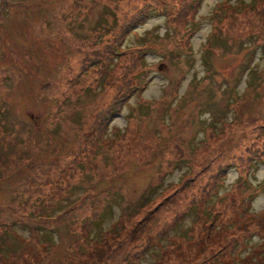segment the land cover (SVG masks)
<instances>
[{"label":"rangeland","instance_id":"rangeland-1","mask_svg":"<svg viewBox=\"0 0 264 264\" xmlns=\"http://www.w3.org/2000/svg\"><path fill=\"white\" fill-rule=\"evenodd\" d=\"M138 1L0 0V264H126L161 242L166 264H264V221L244 211L264 213V9L226 20L232 46L211 53L217 6L251 0H204L192 39L153 13L116 45ZM96 50L113 63L89 67ZM128 77L145 78L112 120L119 140L84 145ZM250 149L257 167H241ZM217 219L235 256L230 237L199 243Z\"/></svg>","mask_w":264,"mask_h":264},{"label":"trees","instance_id":"trees-1","mask_svg":"<svg viewBox=\"0 0 264 264\" xmlns=\"http://www.w3.org/2000/svg\"><path fill=\"white\" fill-rule=\"evenodd\" d=\"M136 1L139 2L138 0H136ZM161 1H162V3L159 2L158 0H152V1L142 0L143 4L141 7V10L139 8L138 13L136 15H133L132 17H129V19H128V17H126L125 22L122 24V26H120L119 34L116 37V45L122 44L123 39L125 37H127L134 28L138 27L140 24H145L148 21V19L151 18L153 13H155L157 15L167 16L169 18V22L172 23L173 25L178 26L184 30L186 28L190 32V37L192 39L193 34L196 32V28L198 26V22H197L198 13H199L198 11L201 8L204 0H171L170 2H168V8L166 11L163 9V7H164L163 0H161ZM263 2H264V0H251L250 2L242 1V2L234 5V4H229L228 1H226V2L218 5L217 8L215 9V11H218V15L213 14V16H212V20L214 21L215 26L209 35V39L205 43L206 48H207L206 50L209 53H211L214 51V49L217 46L223 47L222 44H228V45L232 46L231 42H233V41H232L231 37L233 36V34H228L227 32H224L222 30V27H223L222 24L226 23V20H229L230 18L238 17V15L242 14L243 11H247L248 9L250 11H252V10L257 11V6H259V5H261L262 8L264 9V3ZM113 20H115V17ZM98 37H100V36H98ZM122 37H123V39H122ZM112 46H113V44L110 47L105 48V51H107V50L111 51ZM206 50L205 49L203 50V53L205 56L208 55ZM92 56H94V57L93 58H86L84 60L85 62H89V67H93V66L101 63L100 60H102L103 58H106L109 61L108 63H113V61H114L113 57L109 58V55H108V57H106V55H104L103 50H102V52L100 50L94 51ZM143 59H144L143 55H141V56L133 55L131 59H128V62L129 61L130 62H136V65L134 67V68H136L138 66L139 62L142 61ZM126 70H127V75H128V72H130V69L128 66H126ZM144 78L145 77H143L140 80L138 78H135V79L134 78L132 79L129 77L127 78L126 82H124V84L121 85L120 91L122 92L123 90H125L124 88H126L127 90H130V92L127 91V93H129V94H125V93L122 94L121 92L116 94L112 98L110 104L105 106L104 108H102L96 114V116L93 120V123L91 124V127L89 129L90 132H95V134L92 136V139L90 141H88L87 143H84V145L92 144V145L99 146L101 143H105L107 145L110 143L114 144L115 141L119 140V138L111 140L110 133L112 132V129H113V126H111L112 120L114 117H116L115 114L120 113L121 110L126 106V104H127L126 102L130 100V97H132L134 94H136V91H138V87L137 88L133 87L134 82H137V80H138V82H140V84L144 83ZM101 79H103V78H101ZM139 94L142 95L143 93L139 92ZM256 129H255L254 133H259V134L264 135V124L257 126ZM113 130L115 131L116 134H120V132H121V130L118 129L117 127H114ZM123 137H124V134H121L120 138H123ZM256 139H258V138L255 136V138L253 140H256ZM253 144H254V141H253ZM263 146H264V144H263ZM251 147H253V146L251 145ZM261 155H264V151ZM258 156L259 155L251 154V149H250V150H247L246 156H236L235 161L236 162L239 161L241 164V167L244 165L245 162H249V161H250L249 166L257 167L256 158ZM220 169L222 171H225L226 168L221 167ZM191 181H194V178L191 179ZM186 186L188 187L187 184L184 187H186ZM204 193L206 194L205 190H204ZM210 200H212V199L204 197V199L202 201H200L199 203L194 202L191 207H197L199 209L209 207L210 206L209 205ZM244 211H245V214H247L249 212L248 216L251 220H253L254 218L257 219V217H259L258 215H260L259 219H261V221H264V213L253 214L250 212V210H244ZM177 220H179V219H177ZM217 223H218V219L212 220L207 225L208 231H205V239L202 238V241H200L199 243L203 242L205 244V246L209 247V246H211L212 240L215 237L218 238L219 240H222V239L227 240V238L230 237V240H231V242H233V245L231 246L230 245L231 242H230L228 244V246H226V249H227L226 253L228 255L235 256L237 253V249H238L237 243L239 241L236 240L237 238L235 240H233L234 235L233 236L231 234L228 235L229 231L232 230V228L228 227L229 224L227 222H223L221 226L218 225ZM116 224H118V222ZM116 224H114V225H116ZM114 225H113L114 229L111 228L109 230V232L107 231L108 236H110L111 233H114V234L118 233L116 231V228H115L116 226H114ZM244 225L246 228L240 227L239 231H243V229L245 231H249V227L252 224L250 225V223L245 222ZM263 225H264V223H263ZM204 227H206V225H204ZM112 229H113V231H111ZM168 235H169V230H167V231L165 230L161 235L159 234V236L161 237L160 242L162 241V239L164 240L165 238H168ZM125 238L126 237L123 236L122 240H119V243H121V246L123 245V242L126 243ZM161 243L149 244L145 248H142L141 250H139L138 248H135L134 251L129 253V255L127 256V258L130 259V261H128V263H126V264H143L142 260H144L148 255H150V257L152 258V261L148 264H166V259L164 257V255L167 254L166 246H164V244L163 243L161 244ZM155 247H157V249L159 248V250L161 252L157 251V249L154 251L153 248H155ZM229 247L232 251L231 253L229 252L230 251ZM159 253H161V255ZM239 256L241 257L240 259H242V257H244L242 255H239ZM218 258H219V256H218ZM216 259H217V257H215L213 261L215 262ZM125 262H126V260H124V264H125ZM215 264H219V263L215 262ZM253 264H255V262H253ZM256 264H258V263H256Z\"/></svg>","mask_w":264,"mask_h":264},{"label":"water","instance_id":"water-1","mask_svg":"<svg viewBox=\"0 0 264 264\" xmlns=\"http://www.w3.org/2000/svg\"><path fill=\"white\" fill-rule=\"evenodd\" d=\"M163 68H164V65H161V66L159 67V70L161 71Z\"/></svg>","mask_w":264,"mask_h":264}]
</instances>
